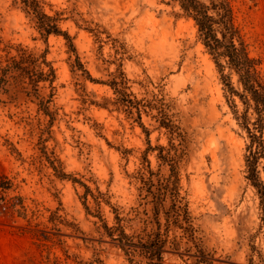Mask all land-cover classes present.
<instances>
[{
	"label": "rangeland",
	"instance_id": "rangeland-1",
	"mask_svg": "<svg viewBox=\"0 0 264 264\" xmlns=\"http://www.w3.org/2000/svg\"><path fill=\"white\" fill-rule=\"evenodd\" d=\"M39 3L75 51L62 35L44 39L20 0H0V53L45 51L55 68L53 87L41 92L51 91L50 114L19 87L12 98L1 95L0 264H129L103 223L118 214L129 233L153 226L141 178L159 187L167 153L181 156L179 192L192 232L169 216L163 264H264V197L247 178L244 104L227 90L192 20L165 0ZM234 7L264 74V0ZM112 81L135 96L142 126ZM258 175L264 185V158ZM165 220L160 213L163 231Z\"/></svg>",
	"mask_w": 264,
	"mask_h": 264
},
{
	"label": "trees",
	"instance_id": "trees-1",
	"mask_svg": "<svg viewBox=\"0 0 264 264\" xmlns=\"http://www.w3.org/2000/svg\"><path fill=\"white\" fill-rule=\"evenodd\" d=\"M20 1L27 12H31L35 17L38 31L44 39L50 34L62 35L69 47L75 51L68 32L59 27L58 20L54 16L41 9L39 0ZM165 1L167 3H177L182 13L192 20L199 42L206 53L211 56L221 73L227 90L231 95H238L244 104L241 126L247 133V178L264 197V185L258 175L260 158H264V74L261 69L262 60L259 56L252 54L243 27L238 21L234 0H209L208 2L203 0ZM1 50L3 51V48H0ZM76 61L88 77L94 80L89 76L88 71L77 57ZM226 68L235 73L242 87V92H238L234 88L229 73L225 71ZM54 80L55 68L46 59L45 51L37 56L22 48L11 56L0 53V102H5L1 99V95L12 98V90L19 87L27 95L34 97L38 101L39 108L48 115L50 114L49 106L52 102V94L50 91L44 97L41 92L43 89L53 87ZM112 82H109V85L117 93L119 102L130 114L136 113L135 121L142 126L141 108L135 101V96L128 92L125 86L119 87L115 82L113 84ZM233 106L236 107L235 104ZM249 110H252L254 114L253 121L248 119L247 112ZM234 112L236 115V110ZM157 149L159 155L165 148L158 146ZM180 159L181 156L176 153L173 155L167 153L163 156L162 162L168 166L169 173L164 182L155 189L150 177L143 178V180L141 178V181L148 185L147 195L151 196L152 219H154L153 226L147 228L145 225L139 231L143 232L144 237L143 234L129 233L126 230L128 221L118 214L114 216L115 222L113 225L109 226L105 222L103 223L106 235L116 242L120 250L127 256L129 264H163V249L167 242V232L171 223L182 219L183 222L187 223L185 229L192 232L190 213L187 205L181 203L179 192L177 165ZM168 198L171 204L168 208H165ZM160 213L166 215L164 231L161 229ZM169 216L174 218L172 222L169 220Z\"/></svg>",
	"mask_w": 264,
	"mask_h": 264
}]
</instances>
